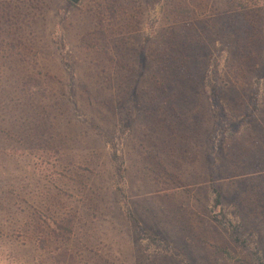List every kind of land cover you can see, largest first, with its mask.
<instances>
[{
    "label": "rangeland",
    "instance_id": "374dc122",
    "mask_svg": "<svg viewBox=\"0 0 264 264\" xmlns=\"http://www.w3.org/2000/svg\"><path fill=\"white\" fill-rule=\"evenodd\" d=\"M252 2L0 0V264H264Z\"/></svg>",
    "mask_w": 264,
    "mask_h": 264
},
{
    "label": "trees",
    "instance_id": "16d2710c",
    "mask_svg": "<svg viewBox=\"0 0 264 264\" xmlns=\"http://www.w3.org/2000/svg\"><path fill=\"white\" fill-rule=\"evenodd\" d=\"M231 3V6L234 7V9L238 12H246L249 9H252L255 4H253L252 0H229ZM178 12L183 17H192L195 14V10L188 6L187 4L184 6H181L178 9ZM114 163H117L116 161L118 158L116 156L113 157ZM120 167V166H119Z\"/></svg>",
    "mask_w": 264,
    "mask_h": 264
}]
</instances>
